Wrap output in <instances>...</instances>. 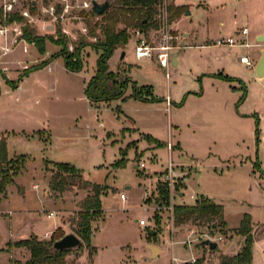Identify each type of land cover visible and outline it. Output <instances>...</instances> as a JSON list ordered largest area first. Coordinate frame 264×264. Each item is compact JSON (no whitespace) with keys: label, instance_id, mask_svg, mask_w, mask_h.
Listing matches in <instances>:
<instances>
[{"label":"rangeland","instance_id":"1","mask_svg":"<svg viewBox=\"0 0 264 264\" xmlns=\"http://www.w3.org/2000/svg\"><path fill=\"white\" fill-rule=\"evenodd\" d=\"M58 1L18 0L16 9H29L35 20L27 23L24 19H13L18 20L21 26L17 43L9 37L0 38L1 46L15 47L14 52L1 57L4 62L11 58L15 61L9 64L0 62V127L32 132V129L46 127L48 120L55 123L50 117L46 119L47 112L52 115L74 114L81 118L76 123L73 120L69 122L79 139L60 137L58 140L68 142L67 146L73 149L70 151L79 155L74 165L82 174L81 178L105 186L106 192L101 197V212L91 221V246L83 244L77 250H71L67 255L68 264H173L172 257L188 260L193 255L195 258L204 256L205 263H214L219 253H226L230 245L235 249L242 242V237L235 230L244 214L249 216L252 225V264H264V76L256 78L254 51L257 48L243 49L238 53V57L240 54L247 56L250 65L241 64L244 77L239 85L235 84L239 89V99L230 110L231 114L227 113V109L220 111L221 104L230 93L227 83H219L209 74L217 71L228 51L238 50L224 44H210L228 36L240 42V31L244 27L250 42H258L254 37L256 33L264 34V0H167L166 23L170 33L179 35L182 40L187 38L185 45H191L175 50L183 55V60L179 65L170 67L168 80L164 70L154 63L145 65L136 61L129 41L135 27L119 22L116 29L125 28L128 36L123 50L118 48L125 53L123 62L126 65L119 62V52L110 62L111 66L119 63L109 70L151 84V93L156 100L140 102L132 95V89H128L119 101L112 99L109 105L91 111V135H87L84 126V120L89 116H86L84 100L78 98L80 91L71 92L68 89L80 88L84 80L95 73L99 50L89 45L81 49L82 68L77 74L64 70L65 55L60 54L50 61V65L36 68L21 77L17 84L24 88L23 91L21 88L15 91L8 82L17 80L25 68L43 61H34L32 52L47 55L48 58L61 51L62 47L53 43L60 36L66 37L67 46L63 49L68 52H73L76 43L82 39L95 41L89 33L94 29L95 34H99L95 23H100L101 17H93L89 14L90 9H82L77 2L66 0L68 12L61 20L53 21L44 8L52 4L56 10L58 7L61 9ZM96 1L112 4L115 0ZM12 15L19 16L18 13L10 17ZM10 17L7 22L0 17V24L14 25ZM25 30H32L45 38L44 52L40 53L34 42L25 39ZM184 33L189 36H184ZM202 42L210 46H196ZM3 67L9 70L2 71ZM137 87L144 95L145 89ZM16 95H19L18 99ZM166 96L170 99L168 107ZM126 117L131 121L125 122ZM133 124L143 128L141 130L145 134L164 142L154 151L155 155L139 147L145 143L157 146L153 140H147L146 135H142L144 140L138 141L137 146L134 134H124L133 130ZM94 126L97 130L112 131L115 136L112 135L111 139L104 133L102 136L97 131L92 133ZM123 126L127 128L122 129ZM55 132L62 131L55 129ZM36 141H24L17 147L18 152L28 155L19 158L18 174L13 177V183L18 178L24 188L23 201L17 200L16 193L10 192L9 199L0 203V264L8 262L7 247L11 248L16 259L24 261L29 256L28 250L13 245L15 241L5 246L9 238L28 237L29 231L31 236L42 237L44 232L52 230L54 222L61 224L60 218L72 232V226L66 220L75 217L78 202L90 192L89 188L74 186L63 191L61 198L58 195L52 197V192L51 198L40 202L31 185L38 181L42 190L50 188V176L58 171V166L54 162H43L49 154L40 152ZM168 141L172 145L170 152L166 148ZM57 147V144L54 145L52 151ZM10 149L12 151L13 147ZM120 150L124 152L122 162L125 165L115 167L113 163L120 158ZM60 156L65 158L60 159L62 162L71 159L66 155ZM193 161L197 164L190 171ZM169 162L180 166L185 175L175 181L165 200L159 191V184ZM140 163H144L145 167H140ZM188 181L193 186L191 188L204 192L211 201L223 206L226 233L215 230L213 237H222L221 241H217L216 253L211 254L199 246L201 237L207 239L206 235H209V225H176L173 220L175 205L192 204L195 200L191 188L186 187ZM126 185L130 188L125 189ZM121 192L125 193L124 199H120ZM51 200L58 204L61 217H47L53 206ZM8 209L14 212L11 222ZM19 209L23 210L19 212ZM141 219L145 221L144 226L139 224ZM9 234L12 236L9 237ZM150 244H160L162 253L148 257L150 249L146 245ZM91 250L94 253L90 262L88 253Z\"/></svg>","mask_w":264,"mask_h":264},{"label":"trees","instance_id":"2","mask_svg":"<svg viewBox=\"0 0 264 264\" xmlns=\"http://www.w3.org/2000/svg\"><path fill=\"white\" fill-rule=\"evenodd\" d=\"M162 0H115L110 6L100 14H96L89 10V14L93 17H101V22L95 23V28H99V34H95L94 29L90 30L89 36L95 37L94 42L84 41L83 39L76 43L73 52H68L66 49V37L60 36L53 43L62 47L61 51L51 55L39 64L25 68L24 71L18 76L15 81H8L11 86H17L18 80L30 71L40 68L48 64L53 59L64 54V65L67 70L72 72L80 71L82 68V61L80 58L81 49L84 46H91L99 50V55L96 60V69L94 75L89 79L85 95L91 102L108 101L112 99L121 98L127 87L131 85L132 95L143 101L156 100L152 96L151 88L148 86H141L145 89L144 95H141L140 89L136 84L131 81L129 76L120 75L118 72L109 70L108 60L113 52L126 45L128 36L125 28L116 29L119 22L126 23L133 27L141 26L146 29L155 28L158 26V19L156 15L159 13V5ZM60 11L58 7L57 12ZM177 10L175 9V12ZM2 11L0 8V17ZM15 17L21 19L18 15H12L10 20ZM9 20V21H10ZM58 29V33H59ZM24 37L29 42H34L36 48L40 53L45 51V38L38 34H34L32 30H25ZM48 38V37H47ZM224 79L230 80L229 77L223 76ZM147 140H153L157 147L164 145L150 135H146ZM26 155H18L14 158H9L7 154L6 138L0 137V198L4 188L14 182L13 177L18 174L19 158H24ZM124 152L120 150V158L114 162L115 167H123L122 160L124 159ZM58 166V171L52 173L49 180V189L57 192L70 190L74 186L78 188H89L90 192L87 193L82 200L78 202V211L74 218H71L68 223L72 226V232L81 240L80 246L83 244L91 246L92 236V219L98 215L101 210V197L104 195L105 186L90 182L82 179L79 170L73 165L62 162H54ZM11 171V173H10ZM159 191L163 198L166 200L168 197L167 188L160 183ZM173 220L176 225L193 223L196 226L209 225V236L215 234V230L221 233H226L224 229L225 221L223 217V206L211 201L208 198L199 197L195 199L192 204H178L173 207ZM236 234L242 237L240 248L235 254L219 253L214 263H205L204 256L198 257L194 262L186 264H251L252 262V244L253 233L250 218L244 214L239 226L235 230ZM64 233L60 228H56L49 239H39L37 236L32 235L29 238L21 239L13 243L16 247H23L29 252L26 260L21 261L12 259L10 264H68L67 255L71 250L63 249L54 250L52 244L55 240L62 237ZM204 239H200L199 246L206 248L208 252L216 253L217 246L214 249H209L202 244ZM94 250L88 253V259L91 262Z\"/></svg>","mask_w":264,"mask_h":264},{"label":"crops","instance_id":"3","mask_svg":"<svg viewBox=\"0 0 264 264\" xmlns=\"http://www.w3.org/2000/svg\"><path fill=\"white\" fill-rule=\"evenodd\" d=\"M247 33H248V31H246L245 34H241V36H242L241 39L242 40L240 42L243 43V45H241V46L240 45L239 46H233L232 48H237L238 50L237 51H228L226 53V55H225V58L223 60V63L221 64V66H218V68L216 69L217 71H213V72L209 73V74H211V76L214 77V79H217V81L219 83H222V84H225V85L227 83V88H229V92L230 93H229L228 99H225L223 101V103L221 104L222 105V108L220 109V111L221 110H223V111L229 110V111H227L228 114H231L230 113V110L232 109L233 105H235L236 101H238V99H239L238 96H237L239 89H238V87L235 84L239 85L240 84L239 81H241V79L243 80V77H244V75H243V68H242V65L241 64H245V63H243V62L240 61V57L245 56V55L244 54H240V56L238 57V53L241 50H243V49H246L247 50L248 48H257L256 51H254L255 52V58H256L255 59V66H256V63L259 60V57L261 55V50L264 49V34H262L263 39L262 40H258V36L260 34L259 33H256L254 35V37H255V39L258 42H250L248 40V38H247ZM183 35L184 36H189V34H187V33H184ZM228 37H231V36H228ZM186 39L187 38H184V44L181 45V47L191 46V45H185ZM217 41H220V40H217ZM217 41H216V43H213V44H210V45L211 46L220 45V44L217 43ZM203 43L204 42H202V44H198L196 46H200V47L210 46L209 44H203ZM12 52H14V51L12 50L10 53H12ZM34 52H32V54H33L32 55V59H34V61H36V62H37V60L42 61V60H45L47 58V55L40 56L39 54L34 53ZM119 52H120L119 62L122 63L123 65H126V63L123 62V58H124L125 53H124L123 57H121V53L123 51H120L118 49V50H115L113 52L112 56L108 60V67L110 69H114L116 67L117 63H119V62H117V63L115 62L113 66H111V63H110L111 62V58L114 57L115 54L117 55ZM4 60H5V58H4ZM181 60H183V55H181V53L178 51V54H177V65L180 64V61ZM14 61H15L14 58H11V60H5V62L4 61L3 62L6 63V64H9V63H12ZM137 62H142L145 65L150 64V63H154L156 66H158L153 61H137ZM49 63L46 64V65H50ZM46 65L43 66V67H46ZM136 65L139 67V64L138 63ZM255 66H254V68H255ZM6 70H9L8 67H7ZM64 70H66L68 72H71V73H76V74L79 73V71L72 72V71L67 70L66 67H65V65H64ZM129 71L130 70H128V72ZM93 75L94 74H92L88 79L84 80V82L82 83V86L80 87L82 89V91L78 87H76V88H74V87H71L70 88L69 87L70 89H68L69 91L71 90V92L72 91H76V92L80 91V93L78 94V98H80L81 100H84V103H85V105L87 107V114H86V116L87 117L89 116V118H86L84 120V126L87 129V135H89V134L91 135V133L89 131V129H90L89 119H90V116H91V111L100 110V107L101 106H104L106 104L109 105V101H110V100H108V101L91 102L86 97V95H85V88H86V85H87L89 79ZM223 76L229 77L230 80L224 79ZM256 78L257 79H260L261 77H257L256 76ZM130 79H131V81H133L136 84V86H148V87L152 88V85L149 84V83H147V82H145V81H140V80L132 79L131 77H130ZM20 86L21 85L17 84V86L13 87V89H15V91H17L18 89L21 88ZM40 88H41V86H39V89ZM128 89H132L131 85H129L127 87L126 91H128ZM23 90H24V88H21V91H23ZM18 96L19 95H16V98L17 99H18ZM119 100H120V98L119 99H115V101H119ZM138 101L142 102L143 100L138 99ZM143 102H145V101H143ZM165 102H166V98H165ZM236 105H237V103H236ZM167 107H168V105H167ZM46 111H47L46 109L43 110V114L44 115H45ZM37 117L38 116H36V118ZM49 117L51 119H53L54 120L53 122H55V123H51L50 120H48L47 124H45L46 127H43L41 129H32V132H27V130H24V129L23 130H20V131H15L14 129H11V128L0 127V137L1 136H4L6 138V146H7V154H8V157L9 158H14L15 156H18V155H27V153L18 152V150H17V147H19L18 144H20L21 142H24V141H27L28 142L29 140H31L33 142V141H35V139H37V141L35 142V145H36L37 149H39L40 152L49 154L47 156V159H44L43 162L45 160L46 161H49V162H62V161H60V159H62L63 156H62V158H60L61 157L60 155H64V156L66 155L67 157H69L71 159L65 160L62 163H68V164L73 165L75 167L74 163H76L75 162L76 160H79V155H76V154H74V152L70 151V150H73V149L70 148L69 146H67V143L68 142L67 143L66 142H62V141H59L58 139L60 137L63 138V139L66 138V137H69V138L76 137V139H79L80 138V136L77 133H75L74 130H72V128H70V125H69V122L71 120L75 121V123H76L79 119H81L80 116H77V115H74V114H70V115L69 114L68 115H52V113H48L47 112L46 119H48ZM32 120H34V119H32ZM124 120H125V122H127V121L130 122L131 121L130 119H128V117H126ZM26 121L29 122V120H26ZM42 124H44V123H42ZM75 125L76 124H74V126ZM99 125H101V123ZM131 127L133 128V130L131 132H124V134H126V135H130L131 133L134 134L136 136V139H133V140H137L136 145L139 146L138 145V141L144 140L142 138V135H148V134H145L141 130L143 128H141L139 126H135L133 124ZM124 128H127V126H123L122 129H124ZM55 129H58V130L60 129L62 132L61 133H56L55 132ZM96 131L99 132V134L101 136H102L103 133H104L105 136H110L111 139H112V135L115 136V133L112 132V131H109V130L102 131L101 129L100 130H97V127L96 126L92 127L91 132L92 133H95ZM124 134L121 137H123ZM101 136H100V139H101ZM100 139H99V141H101L103 139V137H102L101 140ZM156 140L160 141L159 139H156ZM129 142L125 143L124 146L127 145ZM160 142H163V141H160ZM56 144L58 145V147L56 148L57 151L55 149V151H56L55 152V151H52V150L54 149V145H56ZM11 146L13 147V150H12L13 152L10 149ZM139 147H140V149H147L146 152L153 153L154 155H155L154 151L157 149V146L148 145L147 143H145L143 147H141V146H139ZM71 153H73V154H71ZM127 158L129 159L128 152H127ZM63 159H65V158H63ZM196 164H197V162L196 161H193V165L192 166L189 167V165H188V167L190 168V171H191V168L195 167ZM80 175H82V174H80ZM85 180H87V179H85ZM88 181H90V180H88ZM90 182H92V181H90ZM31 187H32V189H35V192L37 193V198H38V200L40 202H44L45 199H47V197L48 198H51L50 195L52 194V192H54V195H52V197H56L58 195L59 198H61V195L60 194L62 192H57V191H54V190H50L49 188H46V189L42 190V185L38 181H36V182L34 181L32 183V185H31ZM186 187H187V189H190L193 186L188 181ZM129 188H130L129 185H126L125 186V189H129ZM191 190L193 192L192 194L195 195V199H198L199 196H203L204 198L210 199V197H208L204 192H201L200 190L198 191L195 188H191ZM10 192L16 193L17 194L16 195L17 196V200L20 199L21 202L23 201L22 198L24 197V188H23L22 184L19 183L18 178L16 179L15 183H12L11 185H8L6 187V190L1 194L0 203H2L3 201H7L9 199ZM181 195H182V193H181ZM50 202H51L50 204H52L53 206H52L51 210L47 213V217L54 218L55 215L57 217L58 216L61 217L60 216V212L61 211H59V207L57 206L58 204L55 203L52 200ZM217 204H220V203H217ZM21 210H23V209H19V212ZM0 213H2V212H0ZM13 213L14 212L12 210L8 209L7 214L9 215L10 222L12 220ZM49 213H52V215H48ZM224 221H225V219H224ZM66 222H67V220H66ZM60 223L61 224L54 222V226H53L52 230H50L48 232H44V234L42 235V237L41 236L39 237L36 234L35 235L38 236L39 239H42V238L49 239L50 238V235L52 234V232L56 228L62 229L63 232H64V234L70 232L69 228H67V226H66V224L64 222V219L60 218ZM10 225H11V223H10ZM225 226H226V221H225ZM29 232H28V234H29L28 237H25V238L24 237H22V238H20V237L19 238H9L5 242V246L8 243H10V242H14V241H18V240H21V239L29 238L31 236L30 235L31 232L30 233ZM11 234H12V232H11ZM11 234H9V237L12 236ZM146 246H148V245H146ZM156 246L158 247V253L161 254L162 253V247H161V245L160 244H157ZM238 247L240 248V244H239V246L236 245V248L235 249L232 248V245H230V247L227 248L226 254H235L239 250ZM6 251L9 252L8 262H6V264H10V261L12 259H16V258L13 257V251L11 250V248L7 247ZM148 252H149L148 253V257H151L150 256L151 251L149 250ZM192 257H194V255ZM18 260H20V259H18ZM186 261H189V259L186 260ZM251 264H252V262H251Z\"/></svg>","mask_w":264,"mask_h":264},{"label":"built area","instance_id":"4","mask_svg":"<svg viewBox=\"0 0 264 264\" xmlns=\"http://www.w3.org/2000/svg\"><path fill=\"white\" fill-rule=\"evenodd\" d=\"M77 2V6L82 9H91V1L92 0H73ZM18 4V0H2L1 3V19L4 21H8L11 14L18 13L21 19H24L27 23H31L35 20L34 16L30 13L29 9L27 8H21L16 9V6ZM58 4H60L61 9L58 13L56 10L55 5H49L48 7L44 8V12H46L49 15V18L53 21H59L64 16L65 13L68 12L69 5L66 3V0H59ZM167 0H163L161 4L159 5L160 12L158 13V26L153 27L150 29H144V27L137 26L132 29L131 36H130V42L132 43L133 47V54L137 61H153L155 62L159 67H161L164 70V76L168 80L170 78V67L172 65V54L177 50L179 47H181V41L179 35H173L170 33L168 25L166 23V5ZM13 24L11 27H9L6 24L1 25L0 24V38L3 39H12V42L17 43V37L21 35V26L18 25V20H13ZM247 29L244 27L241 29V34H245ZM218 44H224L228 46H241L243 43L236 42L232 37H227L225 40L217 41ZM15 47H8V46H1L0 45V62H3L1 60V57L8 52L12 51ZM24 51H26V48H24ZM240 61L245 63L246 65H250L249 58L247 56L240 57ZM48 66V65H47ZM6 67H3L1 70H6ZM166 103L169 105L170 99L166 97ZM166 148L170 152L172 150V145L168 141L166 143ZM140 167H145L144 163L139 164ZM185 175V171L179 166H175L172 162H169L168 166L165 167V171L162 175V183L167 188V190H171L175 181L178 178H181ZM120 199L125 198V193L121 192L119 194ZM169 210L172 212V206H169ZM48 215H52V213H49ZM139 224L141 226L145 225V221L141 219L139 221ZM206 238L209 240L214 241H221L222 237H213L206 235ZM190 240L188 243L190 244ZM195 257H191L189 261L194 262ZM176 257H172L173 264H181L180 262H185L186 260H180Z\"/></svg>","mask_w":264,"mask_h":264},{"label":"water","instance_id":"5","mask_svg":"<svg viewBox=\"0 0 264 264\" xmlns=\"http://www.w3.org/2000/svg\"><path fill=\"white\" fill-rule=\"evenodd\" d=\"M91 9L94 13L100 14L105 11L109 6V1L97 2L96 0L91 1ZM263 36L259 35L258 40H262ZM184 44V39L181 41V45ZM177 54L178 51L173 52L172 54V65H177ZM124 52L121 53L123 57ZM255 73L257 77H262L264 75V49L261 50V55L255 66ZM152 232V231H151ZM81 240L73 232L65 233L62 237L55 240L52 244L54 250H63V249H75L80 246ZM202 244L207 246L209 249H214L217 246V242L214 240L204 239ZM148 248L151 251L150 256H154L158 253V247L156 245H148Z\"/></svg>","mask_w":264,"mask_h":264}]
</instances>
